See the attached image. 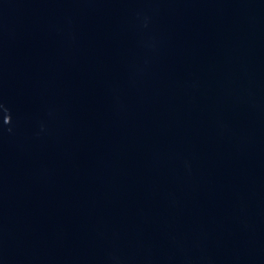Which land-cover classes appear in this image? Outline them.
Here are the masks:
<instances>
[{
  "label": "water",
  "instance_id": "obj_1",
  "mask_svg": "<svg viewBox=\"0 0 264 264\" xmlns=\"http://www.w3.org/2000/svg\"><path fill=\"white\" fill-rule=\"evenodd\" d=\"M0 264H264V0H0Z\"/></svg>",
  "mask_w": 264,
  "mask_h": 264
}]
</instances>
